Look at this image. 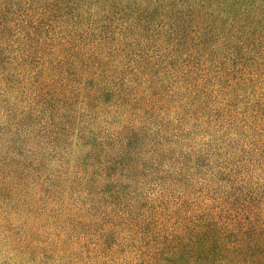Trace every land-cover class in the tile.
<instances>
[{
	"label": "trees",
	"instance_id": "trees-1",
	"mask_svg": "<svg viewBox=\"0 0 264 264\" xmlns=\"http://www.w3.org/2000/svg\"><path fill=\"white\" fill-rule=\"evenodd\" d=\"M0 264H264V0H0Z\"/></svg>",
	"mask_w": 264,
	"mask_h": 264
}]
</instances>
